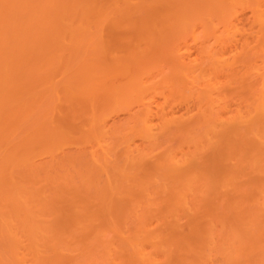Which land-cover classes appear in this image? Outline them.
<instances>
[{
    "label": "bare ground",
    "instance_id": "1",
    "mask_svg": "<svg viewBox=\"0 0 264 264\" xmlns=\"http://www.w3.org/2000/svg\"><path fill=\"white\" fill-rule=\"evenodd\" d=\"M0 264H264V0H0Z\"/></svg>",
    "mask_w": 264,
    "mask_h": 264
}]
</instances>
